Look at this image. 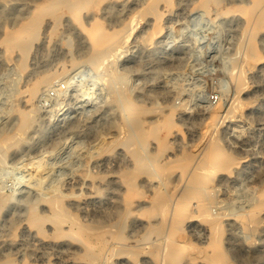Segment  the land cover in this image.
I'll return each instance as SVG.
<instances>
[{
	"label": "rangeland",
	"instance_id": "rangeland-1",
	"mask_svg": "<svg viewBox=\"0 0 264 264\" xmlns=\"http://www.w3.org/2000/svg\"><path fill=\"white\" fill-rule=\"evenodd\" d=\"M220 1L229 10L217 15L213 3L209 12L202 15L192 9L195 0H177L169 10L161 1L162 29L150 41L147 42L146 36L154 17L146 14L141 17L126 46L117 51L113 65L98 70L92 64H81L38 92L36 114L26 139L0 160V195L6 198L0 209V261L10 256L19 263L25 260L31 264H90L78 258L81 249L77 243L43 240L27 226L26 218L32 208L50 213L47 200L59 192L67 196L63 208L75 214L79 224L101 225L104 229L109 225L119 227L118 196L123 188L118 173L131 166V155L122 145L105 151L104 144L111 143L119 135L122 117L127 120L133 113L132 108L122 116L126 97H129L135 107L156 105L163 108L170 104L180 105L183 110L185 107L183 115H177L174 120L173 131L168 137L169 148L161 159H173L199 143L198 151H201L209 141L207 138L218 130L216 135L223 150L238 162L233 166L236 167L234 170L219 172L213 183L212 193L218 201L212 206V210L216 208L213 212H218L220 205L226 206L224 209L229 213L223 220L224 253L234 264H264V213L261 229L252 245L243 240L244 233L233 220V214L247 207L264 186V63L250 76V90L241 95L245 101H254L251 113L245 114L243 122L225 119L222 124H214L211 127L214 130L202 134L214 105L223 104L219 113L222 119L233 96L230 57L245 26L244 16L236 6L250 4L249 0ZM40 2L42 0H0V41L5 29L17 28L26 12ZM139 2L143 3V0ZM105 4L100 3V7L91 13L108 31L122 27L136 12L120 7L101 11ZM66 36L73 44V56L84 58L86 46L81 44L84 41L82 35L62 27L56 46L34 50L30 60L32 66L48 60V68H54L58 61L67 60L69 48L62 42ZM257 37L264 56V27ZM1 48L0 43V135L12 130L14 109L23 108V103H18V90L23 92L25 89L24 74L16 82V68L11 62L15 63V58L4 62ZM12 86L17 92L15 96L11 93ZM155 119L153 112L148 113L144 125ZM153 143L148 142L145 146L149 155L155 152ZM88 172L105 178L102 182L95 181L101 189L99 193L94 192L86 177ZM173 172L169 182L163 181L158 174L141 175L137 185L145 195L155 192L159 195L179 186L180 169ZM148 196L135 200L132 215L124 221V239L108 240L110 253L103 256L100 264H163L167 228L160 233H147L150 220L138 213L147 205ZM171 215L172 207L168 218ZM190 221L184 228L190 242L206 245L203 226L195 217ZM151 222L155 224L157 220ZM64 224L67 229L74 225L70 221ZM47 227L49 232L50 226Z\"/></svg>",
	"mask_w": 264,
	"mask_h": 264
},
{
	"label": "bare ground",
	"instance_id": "bare-ground-1",
	"mask_svg": "<svg viewBox=\"0 0 264 264\" xmlns=\"http://www.w3.org/2000/svg\"><path fill=\"white\" fill-rule=\"evenodd\" d=\"M139 1L42 0L40 3H35L26 12L25 19L17 28L4 30L0 41L4 62L15 58V63L14 61L11 62L15 66L14 69L16 68V82L17 79L21 78L20 75L24 74L25 89L22 90L23 92L18 90V103L21 101L23 108L14 109L15 116L12 130L0 135V160L7 155L10 149L18 146L26 139L25 137L29 132L37 110L35 98L42 88L53 85L60 75L66 74L69 70L75 69L81 64H92L98 70H104L109 65H113L116 62L115 55H117V51L121 47L126 46L143 15L152 14L154 17L152 19V28L150 27L151 30L146 36L148 42L153 35L159 33L162 29L159 2H164L163 5H166V10L171 9L174 6L173 4L177 2V0H143V3ZM100 3H106L100 8L101 11L120 7L121 10H136V12L133 15L130 14L132 16L125 21L126 23L122 27L108 31L97 16L91 13L92 10L100 7ZM211 3L215 6V15H217L216 13L227 12V6L224 7L225 5L223 6L220 0H195L192 9L199 11L203 15L209 12ZM249 3L248 6H236L238 7L236 10H240L244 16L245 26H243L241 37L238 39L237 45H235V51L231 55L232 58L230 57L232 67L231 71L229 70L230 73H228L234 86L233 96L222 119L219 113L223 110V104L214 105L212 110H210L209 119L205 123L204 133L202 132V134H205L209 129L214 130L215 128L211 129V127L217 123L222 124L225 119L231 122H243L242 119H244L245 114L254 108V101H245L241 98V95L245 91L250 90V76L264 63V56L260 52L257 40V36L262 33L264 27V0H249ZM117 11L116 13H118ZM62 27L65 31L72 30L82 35L84 41L81 44L86 46L85 57L77 58L73 56V44L70 38L66 36L62 42L64 41L69 48L67 60L58 61L54 68H48V60H43L41 63L39 62V65L32 66L33 64L30 63V60L33 57L34 50L56 46ZM31 75L33 76L30 78ZM117 75L118 73H116ZM14 88L11 92L12 94L14 92L13 96L17 94ZM123 91H121L122 98L125 96ZM124 104L122 116H125L128 110L132 108L134 111L129 119L125 120L122 117L119 135L111 143L104 144L105 151H111L116 145H122L131 155V166L118 173L119 183L123 188L122 193L118 196L119 227L116 228V226L112 227L109 225L104 229L101 225L79 224L75 214L63 208V202L67 196L59 192L47 200L51 207L50 213L38 212V208L37 210L32 208L29 211L26 218L27 226L43 240H51L50 242L67 240L77 243L81 249L78 255L79 259L85 260L90 264H100L102 259H104L103 256L109 252L108 240L124 239V221L130 214L132 215L135 200L148 196L137 185L139 177L141 175L151 176L152 174H158L163 181L169 182L172 172L180 169L181 180L179 181V186L170 188V190L159 193V195L155 194V192L153 195L148 196L147 205L138 212L150 220L147 224V233L151 231L160 233L167 228L163 264H185V262L191 264L198 262L204 264H234L232 263L233 260H229L231 258H226L222 246V237H224L223 220L229 213L224 209L227 208L226 206L223 208L220 205L219 211L213 212L216 208L212 210V206L217 204L218 201L214 198L212 190L215 189L213 183L217 178V174L234 170L236 167L233 168V166L238 162L233 155L227 154L226 150H223L220 145L222 143H219L216 135L218 130L212 133L213 136L211 138H207L209 141L205 142L201 151H198L201 147L199 143L198 145L195 144L197 146L194 145L195 147L189 152H184L183 154L181 152L180 156L177 155L173 159H161L164 152L169 148L168 137L173 131L174 120L177 115H183L185 107L183 106L184 110L180 105L175 104L164 105L166 107L163 108L156 107V105L151 108H147L144 105L135 107L129 97H126V103ZM150 112L155 114L156 119L152 123L144 125L147 114ZM219 119H221L220 122ZM148 142H154L153 144L155 145V152L152 155L147 154L145 151V146ZM85 175L90 179L94 192L99 193L101 189L95 184V181H104L103 175L94 176L91 172L85 173ZM171 179V181H174L173 178ZM5 202L6 198L0 195V209ZM137 205L139 206V204ZM171 207L172 215L168 218ZM263 213L264 186L257 191L247 207L240 208L239 211L233 214V220L240 225L244 233L243 240L247 245L255 243L254 238L262 226ZM194 217L206 232V245L204 246L194 245L185 234V226ZM151 220H157V222L153 224ZM68 221L75 226L68 227V229L65 228L64 225L66 224L64 222L68 223ZM113 223L115 225L116 222ZM47 226H50L49 232L46 230ZM153 246L155 247V245ZM0 264L31 263L25 260L19 263L14 258L6 256L0 261Z\"/></svg>",
	"mask_w": 264,
	"mask_h": 264
},
{
	"label": "built area",
	"instance_id": "built-area-1",
	"mask_svg": "<svg viewBox=\"0 0 264 264\" xmlns=\"http://www.w3.org/2000/svg\"><path fill=\"white\" fill-rule=\"evenodd\" d=\"M213 98V97H212Z\"/></svg>",
	"mask_w": 264,
	"mask_h": 264
}]
</instances>
